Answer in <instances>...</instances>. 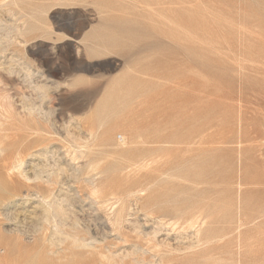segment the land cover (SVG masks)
Returning <instances> with one entry per match:
<instances>
[{
    "label": "rangeland",
    "instance_id": "rangeland-1",
    "mask_svg": "<svg viewBox=\"0 0 264 264\" xmlns=\"http://www.w3.org/2000/svg\"><path fill=\"white\" fill-rule=\"evenodd\" d=\"M0 264H264V0H0Z\"/></svg>",
    "mask_w": 264,
    "mask_h": 264
},
{
    "label": "bare ground",
    "instance_id": "bare-ground-1",
    "mask_svg": "<svg viewBox=\"0 0 264 264\" xmlns=\"http://www.w3.org/2000/svg\"><path fill=\"white\" fill-rule=\"evenodd\" d=\"M141 169V168H140ZM189 223H190V221H189ZM28 234V233H27ZM45 240H48V237H45ZM55 255V254H54Z\"/></svg>",
    "mask_w": 264,
    "mask_h": 264
}]
</instances>
